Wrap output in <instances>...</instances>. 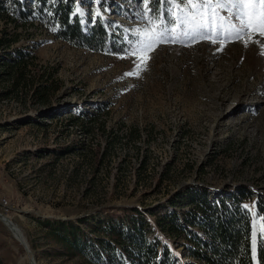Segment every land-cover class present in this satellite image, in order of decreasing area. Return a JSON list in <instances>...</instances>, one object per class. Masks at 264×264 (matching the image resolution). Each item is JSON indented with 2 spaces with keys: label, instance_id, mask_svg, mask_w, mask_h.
Returning a JSON list of instances; mask_svg holds the SVG:
<instances>
[{
  "label": "rangeland",
  "instance_id": "rangeland-1",
  "mask_svg": "<svg viewBox=\"0 0 264 264\" xmlns=\"http://www.w3.org/2000/svg\"><path fill=\"white\" fill-rule=\"evenodd\" d=\"M149 1L74 0L72 17L85 29L101 20L123 37L112 53L73 46L45 23L17 29L21 21L6 23L11 3L0 0V38L18 40L0 44V264H123L127 252L113 262L70 250L64 232L108 240L98 225L135 208L172 264H199L193 235L159 225L190 211L194 194L216 201L246 191L255 245L264 240L256 205L264 203V37L245 36L247 46L189 38L190 14L218 39L221 20L235 22L232 10H216L211 32L210 9L201 17L168 0L172 20L159 24ZM165 25L179 39L157 45L145 68L130 53Z\"/></svg>",
  "mask_w": 264,
  "mask_h": 264
},
{
  "label": "trees",
  "instance_id": "trees-1",
  "mask_svg": "<svg viewBox=\"0 0 264 264\" xmlns=\"http://www.w3.org/2000/svg\"><path fill=\"white\" fill-rule=\"evenodd\" d=\"M9 2L11 11L9 15L5 14L8 19L6 23H10V20L21 21L23 25H16L17 29H25L29 22H41L56 30L58 39L78 48L97 52L109 46L112 53L123 50L120 44L123 37L119 33H111L102 25L101 20L85 29L77 16L72 17L74 0H35L37 6L33 10L26 9L25 3L20 0ZM148 8L159 24L172 20L168 0H151ZM17 41L8 40L6 33L0 38V44L6 47L13 46ZM140 166L144 168L145 165ZM244 192L246 191L239 190V193L216 201H211L205 194H194L190 211L182 215L175 212L164 215L159 225L171 234L185 232L188 236L193 235L194 237H189L192 244L189 247L190 257L199 264H264L262 240L256 246L253 235V217L249 211L252 197ZM256 205L264 221V203L258 200ZM140 214L135 208L124 219L99 224L96 233L107 236L108 240L98 237L93 244L89 241L82 242L69 229L64 232L65 243L70 250L78 251L89 259H102L106 255L107 259L115 262L119 261L118 257L122 252H127L123 264H172L168 248L161 252L160 243L148 239L149 224ZM181 216L184 217V223H179ZM190 228H198L203 235L194 233Z\"/></svg>",
  "mask_w": 264,
  "mask_h": 264
},
{
  "label": "snow or ice",
  "instance_id": "snow-or-ice-1",
  "mask_svg": "<svg viewBox=\"0 0 264 264\" xmlns=\"http://www.w3.org/2000/svg\"><path fill=\"white\" fill-rule=\"evenodd\" d=\"M144 2L147 3V0H144ZM179 3L192 10H199V15L201 17L207 15L205 10L210 9L212 17L211 32H216V10L218 8H228L232 10V17L235 22L229 21L227 25H225L222 19L219 26L221 31L218 39L204 35V33L200 31L201 29H209L208 20L205 19L201 22L197 20L195 14H190L191 20L195 23L192 24L188 23V21H184L191 31H185L183 33L189 38H196L199 33V38L211 39L212 43L220 42L226 44L228 41H244L245 36L251 37L254 32L264 37V0H215V2H213V0H179ZM175 31L176 29L169 28L167 25L154 32L145 31L143 38L138 42V46L134 47L130 54L136 57L140 63L144 64L146 68L147 60L151 59V56L148 54L153 52L157 45L175 42L179 39L177 35H173ZM244 42L245 46H247L248 42ZM128 75H138V73H128ZM258 228L264 232V225H258ZM261 246L264 248V240H262Z\"/></svg>",
  "mask_w": 264,
  "mask_h": 264
},
{
  "label": "bare ground",
  "instance_id": "bare-ground-1",
  "mask_svg": "<svg viewBox=\"0 0 264 264\" xmlns=\"http://www.w3.org/2000/svg\"><path fill=\"white\" fill-rule=\"evenodd\" d=\"M19 236V239L23 242V243H25V239L19 234L18 235Z\"/></svg>",
  "mask_w": 264,
  "mask_h": 264
},
{
  "label": "water",
  "instance_id": "water-1",
  "mask_svg": "<svg viewBox=\"0 0 264 264\" xmlns=\"http://www.w3.org/2000/svg\"><path fill=\"white\" fill-rule=\"evenodd\" d=\"M12 224V222H10Z\"/></svg>",
  "mask_w": 264,
  "mask_h": 264
}]
</instances>
